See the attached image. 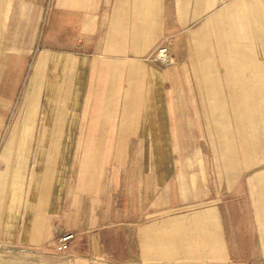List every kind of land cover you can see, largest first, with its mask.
<instances>
[{
	"label": "crops",
	"instance_id": "0c3cea01",
	"mask_svg": "<svg viewBox=\"0 0 264 264\" xmlns=\"http://www.w3.org/2000/svg\"><path fill=\"white\" fill-rule=\"evenodd\" d=\"M0 264H264V0H0Z\"/></svg>",
	"mask_w": 264,
	"mask_h": 264
},
{
	"label": "built area",
	"instance_id": "2783aa9c",
	"mask_svg": "<svg viewBox=\"0 0 264 264\" xmlns=\"http://www.w3.org/2000/svg\"><path fill=\"white\" fill-rule=\"evenodd\" d=\"M155 58L163 64L166 65L171 64L169 47L166 45L160 46L156 51ZM75 237H76V233L74 232H68L61 235L57 241V249L63 250L67 248Z\"/></svg>",
	"mask_w": 264,
	"mask_h": 264
},
{
	"label": "rangeland",
	"instance_id": "374dc122",
	"mask_svg": "<svg viewBox=\"0 0 264 264\" xmlns=\"http://www.w3.org/2000/svg\"><path fill=\"white\" fill-rule=\"evenodd\" d=\"M22 98H23V93L20 92V93H19V100H22Z\"/></svg>",
	"mask_w": 264,
	"mask_h": 264
}]
</instances>
